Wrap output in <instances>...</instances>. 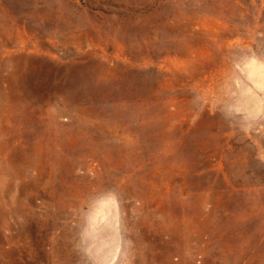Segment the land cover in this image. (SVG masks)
<instances>
[{
	"label": "rangeland",
	"instance_id": "374dc122",
	"mask_svg": "<svg viewBox=\"0 0 264 264\" xmlns=\"http://www.w3.org/2000/svg\"><path fill=\"white\" fill-rule=\"evenodd\" d=\"M0 264H264V0H0Z\"/></svg>",
	"mask_w": 264,
	"mask_h": 264
}]
</instances>
